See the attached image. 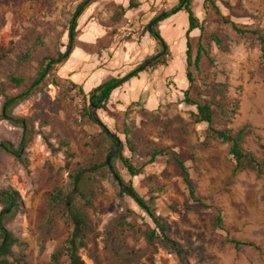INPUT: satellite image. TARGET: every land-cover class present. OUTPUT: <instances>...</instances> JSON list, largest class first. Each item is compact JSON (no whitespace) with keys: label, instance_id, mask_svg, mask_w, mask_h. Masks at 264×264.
Here are the masks:
<instances>
[{"label":"rangeland","instance_id":"1","mask_svg":"<svg viewBox=\"0 0 264 264\" xmlns=\"http://www.w3.org/2000/svg\"><path fill=\"white\" fill-rule=\"evenodd\" d=\"M82 1L0 0V114L6 94H18L37 75L46 58L66 50L70 21ZM215 1L216 7L206 3L203 6V0L192 1L193 13L204 28V51L201 68L194 71L191 97L210 102L219 125L237 130L249 124L251 129L243 147L264 159V66L259 43V34L264 35V0ZM89 8L93 9L88 23L106 29V37L113 38L121 28L133 26V20L139 22L134 27L136 33L143 34L141 20L136 17L125 21L123 7L112 0L92 2L84 15ZM188 28L184 11L172 22L158 26L168 47L177 37L187 39ZM253 30L261 33H252ZM78 35L79 31L76 41ZM190 35L197 46V34ZM181 39L180 44L174 42L172 54L168 52L163 61L170 64L174 56L169 69L175 72L173 76L169 74L168 80L179 87L176 93L185 90L187 78L183 51L186 42L181 43ZM24 55L28 56L26 60ZM64 63L58 64L36 92L13 110L15 116L27 118L31 134L22 151L24 162L12 153L0 152V187H14L23 200L20 212L7 228L27 242L30 264H68L66 256L53 262L52 255L72 228L61 214L63 207L52 208L49 204V193L55 187H70L67 164L80 163L88 168L117 150L109 151L110 142L101 125L83 115L81 87L63 77ZM13 78H21L23 83ZM159 87L158 100L165 104L164 88ZM173 99L153 112L130 108L117 114L112 126L107 124L124 142L130 138L135 147L133 162L143 168V173L133 177L120 158L114 161V168L126 182L133 180L156 215L166 220V234L189 255L179 254L160 239H149V226L144 221L147 213L127 211L128 206L134 208L132 202L120 194L122 185L105 168L94 172V179L87 182V189L94 191L92 205L86 206L81 197L77 199L93 226L86 245L80 249L82 258L87 264H96V259L103 264H264V176H258L253 169L234 175L229 145L213 141L205 146L207 125L195 122V109L182 101V95ZM232 106L237 113L232 123H226L222 112L230 116ZM23 133L21 125L0 119V141H10L17 148ZM65 144H69V150ZM155 148H165L169 155H158L151 162L149 154ZM175 151L189 168L195 195L205 205L190 197L184 173L171 154ZM218 212L226 230L216 226ZM125 214L124 223H120ZM229 238L253 241L259 249L241 246L237 251Z\"/></svg>","mask_w":264,"mask_h":264},{"label":"trees","instance_id":"2","mask_svg":"<svg viewBox=\"0 0 264 264\" xmlns=\"http://www.w3.org/2000/svg\"><path fill=\"white\" fill-rule=\"evenodd\" d=\"M193 0H179L178 4L169 10L162 11L159 15L154 17L146 26V30L151 34V36L157 40L161 45V50L156 55L148 58L140 66L134 68L132 71L127 73L121 78H110L103 83L99 84L96 88L92 90L90 96L84 95V90L80 88V93L83 94L82 98L84 101V113L83 115L88 117L95 123L100 124L98 119L93 114L92 102H95L97 109H106L109 99L113 90L124 82L130 80L132 77L138 76L139 73L145 70L147 67L155 66L156 64H163L164 56L169 52V47L165 43L164 38L161 36L158 29L159 23L171 15H174L180 11H185L188 13L189 28L187 30V47H186V63L187 72L186 77L188 80V87L182 90V101L189 103L194 107L192 115L196 123H205L207 125L205 132L204 145L209 146L213 141H218L221 143H227L229 145V154L232 155L235 166L233 169V174L236 175L240 171L245 169H253L256 171L258 176H264V159H259L252 151L245 149L243 147V142L245 137L249 134L251 126L249 124L242 125L239 129L233 130L225 125H219L213 105L208 101H201L191 97V87L195 81L194 71H199L202 63V53L203 45L201 43L204 28L200 26L198 18L193 13L192 10ZM94 2V0H83L76 8L72 19L70 21V26L68 29V44L66 45V50L64 52H59L58 56H52L45 59L37 75L30 80L27 85L16 95L6 94L3 101V110L0 114V119H6L15 125H21L24 129L23 137L17 148L10 141L3 140L0 141V152L5 151L12 153L16 158L24 162L25 158L22 156V151H24L29 142L30 136L29 128L27 123V118L17 117L13 114L15 106L28 99L33 93L36 92L37 88L43 84L44 80L50 75L53 69L62 62L66 61L71 55L75 48V41L77 36L78 19L83 11ZM205 2L213 7H216L215 0H205ZM233 27L239 31L236 24ZM194 30H199L197 33V46L192 44L191 33ZM245 32V31H242ZM252 33H261L260 30H253ZM163 43L166 45L165 52ZM259 43L262 50L263 66H264V35L259 34ZM195 50V51H194ZM28 56L24 55L23 59L26 60ZM190 67H194L192 70ZM18 84L23 83L21 78H13ZM72 85H76L72 83ZM225 108V106H224ZM144 110V108H142ZM229 109L231 114L227 116V112H222L224 117H227L226 123H232L234 116L237 113V109L233 106ZM98 113V112H97ZM98 117L101 119L99 114ZM104 125H101L103 133L107 136L110 142L109 151H113L115 148L118 149V138L117 134L113 132L110 125H108L104 120ZM122 144L121 149L113 154L111 157V166L109 165L107 158L102 162H97L86 168L83 164L76 163L73 166L68 163L67 166L70 168V187H55L49 193V204L51 207H63L62 215L66 218L71 226V232L69 236L64 240V242L57 248L53 253V262H57L59 258L64 255L68 259V264H87L80 254V249L86 245V240L89 236L90 231L93 230L92 223L88 219L87 213L84 211V206L79 205L77 202L78 197L85 200V205H92L91 198L94 195V191L87 189L86 185L88 180L94 179L93 173L98 170L108 169L112 171L114 176L118 179L119 183L122 185L120 189V194L123 197L128 196L133 204L134 208L128 206L127 211L136 213L137 210H144L148 217L144 219L146 225L149 226L147 235L149 239H160L162 242L168 244L171 248L175 249L179 254L189 255V251L184 248L179 242H174L166 234L167 224L166 220L156 215L153 207L148 204L147 200L143 198L134 186L133 180L126 182L125 179L120 175L119 171L114 168V161L118 158L128 170V172L133 176L137 177L142 175L143 168L138 167L133 162V153L135 147L133 146L130 138L126 137L125 142L119 138ZM69 150V144H65ZM165 148H155L150 152V161H155L158 155H169L166 153ZM130 152V155L127 154ZM70 153V152H68ZM132 153V154H131ZM175 161L180 165L181 170L184 173V182L189 188L190 197L201 205H205L203 200L196 197V189L192 185L190 178L189 168L186 166L185 161L179 157V154L175 151L171 153ZM109 166V168L107 167ZM112 167V168H111ZM22 196L20 192L12 186L0 187V205L2 209L0 211V264H30L28 261V255L26 253L28 244L22 240L13 231L7 228V225L17 216L22 207ZM54 213V210L52 211ZM121 217L120 223H124V217ZM216 226L222 230H226L224 224V218L220 212L216 216ZM229 241L234 244V248L239 251L241 246H255L259 249V246L255 242L250 240H240L237 238H229ZM96 264H103L97 261Z\"/></svg>","mask_w":264,"mask_h":264},{"label":"crops","instance_id":"3","mask_svg":"<svg viewBox=\"0 0 264 264\" xmlns=\"http://www.w3.org/2000/svg\"><path fill=\"white\" fill-rule=\"evenodd\" d=\"M97 1L94 0V3ZM112 1L123 7L125 21H132L136 17L141 20L142 23L140 26L142 24L144 25L142 30L143 34L139 35L136 33L134 27H136L139 22L138 20H133V26L129 24L121 28L120 33H117L113 38L106 37V29H103V27L100 28L92 22L88 23L93 8H89L85 15L83 13L86 9L83 11L80 15L81 24L77 28L79 35L75 48L63 64L61 74L64 78L72 80L81 87L84 90V95L87 97L90 96L94 88L112 76L121 78L134 68L140 66L148 58L159 53L158 49L160 43L155 40L145 28L154 17L164 11L162 10L163 7L166 9L167 7L172 8L179 2V0ZM203 2L204 6L206 2L205 0H203ZM91 4H89V6ZM89 6H87V8ZM182 12L183 11H180L171 15L160 23L165 24L172 22V20L180 17ZM186 14L188 15L187 12ZM198 31L199 30H194L191 33L192 36L196 35ZM180 39L177 37L174 42L180 44ZM174 42L169 45L171 49L169 52L171 54L172 47L175 45ZM185 42L187 43L186 37L181 39V43ZM186 43L183 50L185 54ZM173 61L174 56L170 64H163L162 66L156 64L155 66L147 67L145 70L141 71L138 76L132 77L130 80L115 88L111 94L107 108L98 110L101 119L112 126L115 123L116 115L125 113L130 108L141 107L144 108L145 111L153 112L163 105L171 103L174 100L173 98H176V95H183L182 90L176 93V89H179V87L176 83H173V81L170 83L168 80L169 74L171 73L173 76L175 72V70L169 69ZM159 85H161V88H164V94L166 96L165 104L160 103L158 100ZM184 85L185 88L189 85L187 78H185ZM235 192L238 194L237 199L240 201V188H235Z\"/></svg>","mask_w":264,"mask_h":264},{"label":"water","instance_id":"4","mask_svg":"<svg viewBox=\"0 0 264 264\" xmlns=\"http://www.w3.org/2000/svg\"><path fill=\"white\" fill-rule=\"evenodd\" d=\"M163 46H164V50H163L162 53L165 52V48H166V45L164 43H163ZM91 105H92V108H93V114H94V116L98 119V121L100 122L101 125H104L103 121H101V119L97 115V111H96L97 106H96L95 102H92ZM121 147H122V144H121L120 139L118 138V149L114 153L108 155V157H107V161H108V163H109L110 166H111V157H112V155L115 154L116 152H118L121 149Z\"/></svg>","mask_w":264,"mask_h":264},{"label":"built area","instance_id":"5","mask_svg":"<svg viewBox=\"0 0 264 264\" xmlns=\"http://www.w3.org/2000/svg\"><path fill=\"white\" fill-rule=\"evenodd\" d=\"M165 62L166 63H170V59L169 58H165Z\"/></svg>","mask_w":264,"mask_h":264}]
</instances>
